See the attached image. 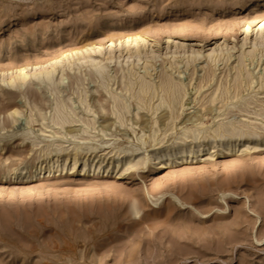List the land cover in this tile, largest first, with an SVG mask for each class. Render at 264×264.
<instances>
[{
	"label": "rangeland",
	"instance_id": "374dc122",
	"mask_svg": "<svg viewBox=\"0 0 264 264\" xmlns=\"http://www.w3.org/2000/svg\"><path fill=\"white\" fill-rule=\"evenodd\" d=\"M0 264H264V0H0Z\"/></svg>",
	"mask_w": 264,
	"mask_h": 264
},
{
	"label": "bare ground",
	"instance_id": "6f19581e",
	"mask_svg": "<svg viewBox=\"0 0 264 264\" xmlns=\"http://www.w3.org/2000/svg\"><path fill=\"white\" fill-rule=\"evenodd\" d=\"M262 2H263V1H262ZM99 70H100V69H99ZM51 71H52V70H51ZM18 72H19V73H18V76L16 77V78H17L16 80H19L21 83H24V82L26 81V79L28 78V74L25 72V70H22V69H21L20 71H18ZM42 72H43V71H42ZM98 72H99V74H102V71H98ZM33 73H34V72H33ZM39 73H40V72H39ZM51 75H52L51 72H49L48 70H47V72L44 73L45 78H46L49 82L51 81ZM30 76H31V75H30ZM34 76H36L35 73L33 74V77H34ZM13 79H14V78H13ZM16 80L14 79V81H16ZM10 82H12V81H10ZM61 83H62V80H61ZM143 84H144V83H143ZM144 85H145V84H144ZM51 86H52V85H51ZM54 86H56V85H54ZM148 86H149V85H148ZM168 86H169V85H168ZM142 87H143V86H142ZM173 87H174V86H173ZM57 88H58V87H57ZM50 89H51V88H50ZM173 89H174V88H173ZM175 89H176V88H175ZM53 90H54V89H53ZM56 90H57V89H56ZM56 90H55V91H56ZM146 90H147V89H146ZM57 91H58V90H57ZM51 92H52V91H50V93H51ZM143 92H144V89H143ZM170 92H171V91H170ZM173 92H174V91H173ZM173 92H172L171 94H173ZM176 93H177V92H176ZM52 94H53V93H52ZM171 94H170V96H171ZM173 96H174V94H173ZM186 97H187V96H186ZM173 99H175V96H174ZM54 104H55V103H54ZM56 104H58V103L56 102ZM60 104H61V103H60ZM188 104H189V103H188ZM188 104L183 103V104L181 105V103H180V105H181L180 107H182V109H188V108H187ZM189 105H190V104H189ZM58 107H59V106H58ZM58 107H57V108H58ZM123 107H124V106H123ZM120 108H121V107H120ZM55 109H56V108H55ZM124 109H125V108H124ZM172 109L174 110V108H172ZM56 110H58V109H56ZM121 110H122V109H121ZM125 110H126V109H125ZM125 110H124V111H125ZM58 111H59V110H58ZM58 111H56V112H58ZM16 114H17V113H16ZM56 114H57V113H56ZM164 114H165V113H164ZM14 115H15V114H14ZM166 115H167V114H165V115H163V116H166ZM57 116H58V115H57ZM61 116H62V115H61ZM61 116H60V117H61ZM161 116H162V115H161ZM163 116H162V117H163ZM159 119H160V117H159ZM190 119H191V118H190ZM56 120H57V119H56ZM64 120H65V118H64ZM64 120H63V121H64ZM160 120H162V119H160ZM160 120H159V121H160ZM201 120H202V119H201ZM59 121H61V119H59ZM165 121H166V120H165ZM188 121H189V118H188ZM191 121H194V120H191ZM195 121H198V119L195 118ZM66 122H67V121H66ZM163 122H164V121H163ZM51 123H52V121H51ZM54 123L57 124V123H59V122L57 121V123H56V122H54ZM54 123H53V124H54ZM61 123H63V122H61ZM61 123H60V124H61ZM64 123H65V121H64ZM64 123H63V124H64ZM104 123H105V122H104ZM65 124H66V123H65ZM161 124H162V123H161ZM59 126H60V128H61L62 125H59ZM63 126H64V125H63ZM63 126H62V129H63ZM103 126H105V125H103ZM101 127H102V126H101ZM105 127H106V126H105ZM108 127H109V126H107V129H108ZM143 129H145V128H143ZM101 130H102V128H101ZM102 131H103V130H102ZM66 132H67V130H66ZM238 132H239V131H238ZM227 133H230V132H227ZM231 133H232V132H231ZM231 133H230V134H231ZM184 141H185V140H181V141H180V144L182 145ZM134 213L136 214L135 211H134Z\"/></svg>",
	"mask_w": 264,
	"mask_h": 264
}]
</instances>
